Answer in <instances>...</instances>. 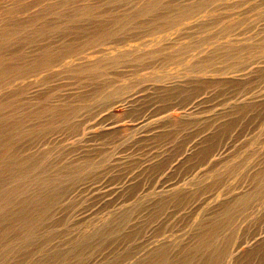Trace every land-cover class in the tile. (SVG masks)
<instances>
[{"label":"rangeland","instance_id":"1","mask_svg":"<svg viewBox=\"0 0 264 264\" xmlns=\"http://www.w3.org/2000/svg\"><path fill=\"white\" fill-rule=\"evenodd\" d=\"M0 264H264V0H0Z\"/></svg>","mask_w":264,"mask_h":264},{"label":"bare ground","instance_id":"2","mask_svg":"<svg viewBox=\"0 0 264 264\" xmlns=\"http://www.w3.org/2000/svg\"><path fill=\"white\" fill-rule=\"evenodd\" d=\"M100 33V32H99ZM99 46V45H98ZM103 47V46H102ZM135 58V57H134Z\"/></svg>","mask_w":264,"mask_h":264}]
</instances>
